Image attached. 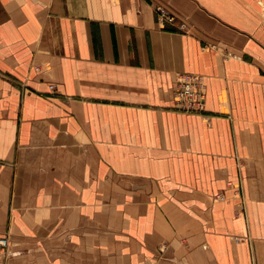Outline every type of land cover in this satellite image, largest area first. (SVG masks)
Instances as JSON below:
<instances>
[{"label":"crops","instance_id":"obj_1","mask_svg":"<svg viewBox=\"0 0 264 264\" xmlns=\"http://www.w3.org/2000/svg\"><path fill=\"white\" fill-rule=\"evenodd\" d=\"M1 234L0 264H264V0H0Z\"/></svg>","mask_w":264,"mask_h":264},{"label":"built area","instance_id":"obj_2","mask_svg":"<svg viewBox=\"0 0 264 264\" xmlns=\"http://www.w3.org/2000/svg\"><path fill=\"white\" fill-rule=\"evenodd\" d=\"M157 9L161 11L160 18L165 15L169 21H174V15L169 14L163 8L157 7ZM179 25L184 26L183 22ZM175 85L173 97L176 107L182 108L186 111H201L204 109L206 99V82L204 81V77L202 75L198 73L182 74L179 76V79H177ZM49 86L51 88L55 87L54 83H50ZM8 243L9 238L7 235L0 236V247L3 248V253L6 252Z\"/></svg>","mask_w":264,"mask_h":264},{"label":"rangeland","instance_id":"obj_3","mask_svg":"<svg viewBox=\"0 0 264 264\" xmlns=\"http://www.w3.org/2000/svg\"><path fill=\"white\" fill-rule=\"evenodd\" d=\"M35 66V68L37 69V68H39V65H34ZM193 73H198V74H200V75H202L203 76V74H201V73H199V72H193ZM185 74V73H184ZM182 75V74H181ZM181 75H179V76H181ZM204 77V76H203ZM177 79H179V77L177 78ZM177 81V80H176ZM176 81H175V83H176ZM176 86V85H175ZM175 86H174V88H175ZM174 88H173V91H174ZM173 91H172V97H173ZM206 91V90H205ZM205 96H206V94H205ZM205 101H206V99H205ZM173 102H174V107L176 108V109H181L182 111H184V112H189V113H194V112H202V110L201 111H199V110H194V111H186V110H184V109H182V108H178V107H176L175 106V101H174V97H173ZM204 110V109H203ZM231 183V182H230ZM232 184V183H231ZM233 185L234 186H236V185H238L237 183L236 184H234L233 183ZM216 196H218V195H216ZM8 234V233H7ZM6 234V235H7ZM0 236H5V235H0ZM8 236V235H7ZM161 249H162V247H160ZM6 253V252H5Z\"/></svg>","mask_w":264,"mask_h":264}]
</instances>
